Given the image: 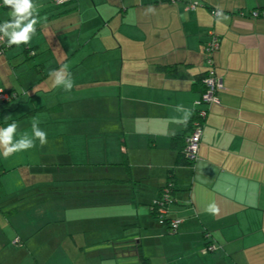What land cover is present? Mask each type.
<instances>
[{
    "label": "crops",
    "instance_id": "1",
    "mask_svg": "<svg viewBox=\"0 0 264 264\" xmlns=\"http://www.w3.org/2000/svg\"><path fill=\"white\" fill-rule=\"evenodd\" d=\"M65 1H42L31 58L22 46L0 54V93L13 95L0 127L14 120V139L33 138L35 121L47 133L0 157V264H264V13L251 15L264 0ZM210 33L223 88L198 159L180 165L171 141L201 108ZM56 71L71 90L54 86ZM169 179L175 233L151 214ZM64 181L85 190L65 196Z\"/></svg>",
    "mask_w": 264,
    "mask_h": 264
},
{
    "label": "clouds",
    "instance_id": "2",
    "mask_svg": "<svg viewBox=\"0 0 264 264\" xmlns=\"http://www.w3.org/2000/svg\"><path fill=\"white\" fill-rule=\"evenodd\" d=\"M0 8H7L10 19L0 22V38L11 45L27 44L32 36L36 33V25L40 22L41 17L33 3V0H0ZM220 15V13H217ZM54 86H63L65 90L73 88V82L70 73L56 71L52 73ZM177 111L184 112V121L190 115L189 110L183 106L177 105ZM32 136L39 140L40 145L47 143V133L39 127L38 122H33ZM18 124L16 121L0 127V157L8 158L13 153L21 150H27L34 146V139L27 135L14 139L17 134ZM210 211H217L215 206H209Z\"/></svg>",
    "mask_w": 264,
    "mask_h": 264
},
{
    "label": "built area",
    "instance_id": "3",
    "mask_svg": "<svg viewBox=\"0 0 264 264\" xmlns=\"http://www.w3.org/2000/svg\"><path fill=\"white\" fill-rule=\"evenodd\" d=\"M55 4H61L64 0H52ZM172 3L177 2L178 0H170ZM196 3H187L186 9H193L196 7ZM264 12H258V10L252 11L251 15L256 17ZM209 39L205 42L203 46V51L205 54V61L208 65L206 74L203 78L204 91L202 92L200 98L196 102L201 106L197 110V119L192 122V129L186 135L184 139V153L189 164H193L198 159L197 150L199 147L200 139L202 136V129L204 119L207 115V107L217 101V93L223 88L222 81L216 74L215 68L213 66V53L218 47V38L215 34L210 33ZM0 42H5L3 38H0ZM13 96L9 93H0V101L9 100ZM173 183L171 180H167L163 185L162 189L159 192L158 198L152 203L156 208L158 215L156 216L160 224H169V230L172 233L177 231L178 225L181 220L173 218L167 220L168 206L171 202V194L173 189ZM215 249L213 244H208L205 246V250L212 251Z\"/></svg>",
    "mask_w": 264,
    "mask_h": 264
},
{
    "label": "trees",
    "instance_id": "4",
    "mask_svg": "<svg viewBox=\"0 0 264 264\" xmlns=\"http://www.w3.org/2000/svg\"><path fill=\"white\" fill-rule=\"evenodd\" d=\"M169 1H170V0H169ZM170 2H171V1H170ZM174 3H175V2H174ZM65 4H68V2L64 0V1L61 3V5H65ZM196 6H197V5H196ZM0 22H1V21H0ZM36 29H37V28H36ZM37 30H38V29H37ZM37 30H36V32H37ZM35 34H36V33H35ZM35 34H34V35H35ZM34 35H33V36H34ZM33 36H32V37H33ZM204 44H205V43H204ZM12 46H22V47H23V51H24V53L26 54V56H28L29 58H31V56H33V55H31V54H33V52H34V51H33V50H34V47L30 46V45H29V42H28L27 44L11 45V46H9L6 42H0V54H1V53H4L6 49H8V48H10V47H12ZM30 55H31V56H30ZM205 74H206V71L204 72V74H201V75L199 76V78L197 79V81H196V84H197V85L200 84V86H201V89H200V96H201L202 92L204 91L203 78H204ZM197 110H198V109H196V110L192 113L190 119H189L188 122H187V133L184 134L182 137L176 135V136L173 137V139H172V141H171V142H172V143H171L172 147H174V148L177 147V159H176V164H180V165H188V164H189V162L187 161V159H186V157H185V153H184V146H185L184 139H185L186 135L189 133V131L192 129V122H193L194 120L197 119V115H196V114H197V113H196ZM181 143H182V145H181ZM3 173H4V167H3V165H2V163H1V161H0V185H1V177H2ZM170 178H172L171 175H170ZM169 180H171L172 183H173V185H174V186H173V189H172V194H171V200H173L172 197H173V191H174V188H175V183H174V181H173L172 179H169ZM165 183H166V182H165ZM162 187H163V186H162ZM162 187L160 188V190L162 189ZM160 190L158 191V195H159ZM158 195H157L156 198H158ZM151 214H152V216L156 219L157 223L160 224V223L158 222L157 217H156V216L158 215V213H157L156 208L154 207L153 204L151 205ZM166 219H167V220H170V219H173V217H170L169 214H167ZM160 225H164V224H160ZM164 226H166V228L168 229V231H170V230H169V224H167V225L165 224ZM208 244H209V242L206 241V245H208ZM206 245H205V246H206ZM140 264H150V261H149L148 258H146V257H144V256H140Z\"/></svg>",
    "mask_w": 264,
    "mask_h": 264
},
{
    "label": "rangeland",
    "instance_id": "5",
    "mask_svg": "<svg viewBox=\"0 0 264 264\" xmlns=\"http://www.w3.org/2000/svg\"><path fill=\"white\" fill-rule=\"evenodd\" d=\"M42 1L43 0H34L33 1V3H34V5H35V7H36V9L37 10H39L40 9V7H41V3H42ZM48 5L50 4V6L49 7H51V5L53 6V4H52V1L51 2H49V0H48V3H47ZM62 7H59L58 9H54L53 11H55V10H60ZM7 9V8H6ZM8 12V11H7ZM6 12V13H7ZM39 13V12H38ZM3 20V19H2ZM15 47H17V46H15ZM65 183H70L71 185H74V186H72V189H66V190H64L63 192L65 193V196H69V195H71V196H73L78 190H80V191H84L85 190V188L83 187V185H82V183L80 182V181H74V182H68V181H64ZM55 184H57V185H60V189L59 190H62V188H63V182H61V181H58V182H55ZM65 186H67V185H65ZM58 192H60V191H57V193ZM62 201L61 200H56V203H61ZM75 218V217H74ZM74 247V246H73ZM61 248H63V246H61ZM79 248V247H78ZM68 249H70V246H68V247H64L63 248V250H68ZM103 263L104 264H112L111 263V260L110 259H104L103 260ZM60 264H63V262L62 263H60Z\"/></svg>",
    "mask_w": 264,
    "mask_h": 264
}]
</instances>
